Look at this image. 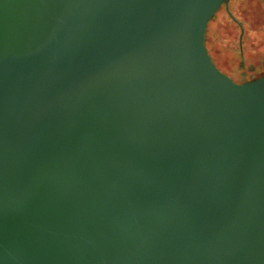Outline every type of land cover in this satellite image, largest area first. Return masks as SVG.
I'll return each instance as SVG.
<instances>
[{
    "label": "water",
    "instance_id": "95a60500",
    "mask_svg": "<svg viewBox=\"0 0 264 264\" xmlns=\"http://www.w3.org/2000/svg\"><path fill=\"white\" fill-rule=\"evenodd\" d=\"M227 1L0 0V264H264V71L205 44Z\"/></svg>",
    "mask_w": 264,
    "mask_h": 264
},
{
    "label": "rangeland",
    "instance_id": "374dc122",
    "mask_svg": "<svg viewBox=\"0 0 264 264\" xmlns=\"http://www.w3.org/2000/svg\"><path fill=\"white\" fill-rule=\"evenodd\" d=\"M229 9L231 14L222 5L208 20L205 44L223 72L243 81L264 71V2L230 0Z\"/></svg>",
    "mask_w": 264,
    "mask_h": 264
},
{
    "label": "flooded vegetation",
    "instance_id": "af4514ba",
    "mask_svg": "<svg viewBox=\"0 0 264 264\" xmlns=\"http://www.w3.org/2000/svg\"><path fill=\"white\" fill-rule=\"evenodd\" d=\"M262 1H263V0H262ZM263 2H264V1H263ZM229 3H230V0H228L226 3H223L222 5L225 6L227 13H228V14H231V11H230V9H229ZM222 5H221V6H222ZM221 6H220V7H221ZM231 17H232V16H231ZM233 18H235V17L233 16ZM235 20H236V18H235ZM236 22H237V21H236ZM237 23H238V25L240 26V28L243 29V24H241L239 21H238ZM242 36H243V31H242L241 36H240V41H241L242 38H243ZM240 52H243L242 46L240 47ZM211 57H212L214 63L217 64L216 61H215V59H214V57H213V56H211ZM226 74H227V73H226ZM228 75H229V74H228Z\"/></svg>",
    "mask_w": 264,
    "mask_h": 264
}]
</instances>
